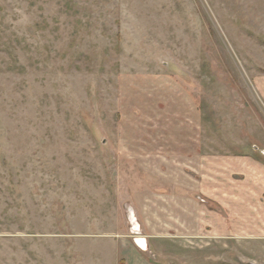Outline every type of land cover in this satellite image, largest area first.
Returning <instances> with one entry per match:
<instances>
[{"label": "rangeland", "instance_id": "obj_1", "mask_svg": "<svg viewBox=\"0 0 264 264\" xmlns=\"http://www.w3.org/2000/svg\"><path fill=\"white\" fill-rule=\"evenodd\" d=\"M250 263L264 0H0V264Z\"/></svg>", "mask_w": 264, "mask_h": 264}, {"label": "water", "instance_id": "obj_2", "mask_svg": "<svg viewBox=\"0 0 264 264\" xmlns=\"http://www.w3.org/2000/svg\"><path fill=\"white\" fill-rule=\"evenodd\" d=\"M250 264H255V263H250Z\"/></svg>", "mask_w": 264, "mask_h": 264}, {"label": "bare ground", "instance_id": "obj_3", "mask_svg": "<svg viewBox=\"0 0 264 264\" xmlns=\"http://www.w3.org/2000/svg\"><path fill=\"white\" fill-rule=\"evenodd\" d=\"M135 224H136V223H135ZM135 224H134V225H135Z\"/></svg>", "mask_w": 264, "mask_h": 264}]
</instances>
